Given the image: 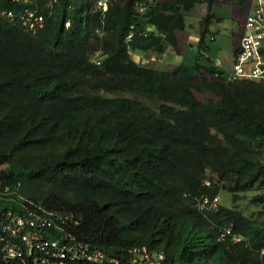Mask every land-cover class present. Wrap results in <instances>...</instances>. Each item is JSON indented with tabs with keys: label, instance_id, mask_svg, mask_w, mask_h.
Masks as SVG:
<instances>
[{
	"label": "trees",
	"instance_id": "1",
	"mask_svg": "<svg viewBox=\"0 0 264 264\" xmlns=\"http://www.w3.org/2000/svg\"><path fill=\"white\" fill-rule=\"evenodd\" d=\"M97 1H41L35 33L0 15V181L68 216L104 264H130L144 247L162 264H264V83L199 63L214 3L251 0H106L105 12ZM197 4L207 11L195 65L131 58L178 52ZM221 190L234 208L212 206ZM245 193L260 208L249 217L236 206Z\"/></svg>",
	"mask_w": 264,
	"mask_h": 264
},
{
	"label": "built area",
	"instance_id": "2",
	"mask_svg": "<svg viewBox=\"0 0 264 264\" xmlns=\"http://www.w3.org/2000/svg\"><path fill=\"white\" fill-rule=\"evenodd\" d=\"M8 1L20 5V8L15 12L0 9V15L12 22H20L27 32L35 33L44 22L40 2L43 1V6L50 10L57 0ZM97 7L105 11V0H98ZM215 66H220L218 60ZM226 78L227 81L264 83V0H251L235 60ZM20 189V182L13 185L0 181V208L6 203H17L21 207L19 210L0 209V259L3 264H62L65 261L104 264L108 261L101 250L77 239L68 230V216L43 210L27 200L21 203ZM129 254L134 256L130 264L164 262L163 255H152L145 247L129 250Z\"/></svg>",
	"mask_w": 264,
	"mask_h": 264
},
{
	"label": "crops",
	"instance_id": "3",
	"mask_svg": "<svg viewBox=\"0 0 264 264\" xmlns=\"http://www.w3.org/2000/svg\"><path fill=\"white\" fill-rule=\"evenodd\" d=\"M250 3L245 8L238 7L236 4H229L223 1H218L213 5V13L215 14V19L209 27V35H214L216 29V23H219L222 27V32L228 34L230 38L234 41V53L238 49L240 40L243 34L244 20L247 14L250 12ZM196 6L192 9L188 16H186V29L182 32H177L176 39L178 45V52L172 50H167L163 55H155L153 53L143 55H135V62H138V59H143V65L147 64L150 67L157 69L158 67H166L167 64H170L169 61L174 54L178 53L180 56L185 55L189 46L191 51L193 50V45H197L196 37L200 31L198 22L206 15V5H200L198 9V14L194 15ZM194 36L193 39H191ZM217 57L212 61L214 62ZM173 62V61H172ZM222 66L217 69L221 73H228L231 69L230 67H225L224 63ZM213 64V63H212ZM170 65H174L173 63ZM160 70V69H158Z\"/></svg>",
	"mask_w": 264,
	"mask_h": 264
},
{
	"label": "rangeland",
	"instance_id": "4",
	"mask_svg": "<svg viewBox=\"0 0 264 264\" xmlns=\"http://www.w3.org/2000/svg\"><path fill=\"white\" fill-rule=\"evenodd\" d=\"M200 5L201 4L196 5L195 11H193L194 15L198 14V9ZM215 25H216V29L214 31V35L208 34L206 35L204 39L208 50L205 54V57L201 58L199 63L205 65L207 59L213 60L214 58L217 57L221 62L224 63L225 67L226 66L230 67L233 65L234 60H235V53H234L235 47H234V42H233L234 40L230 38L228 34H225L224 32H222V27L219 23H216ZM193 38L194 36L191 39ZM200 38H201V35L198 33V36L196 37L197 42L199 41ZM192 45H193V50L191 51L192 48H190L191 46H189L185 55L180 56L178 53L174 54V56L170 59L173 62L169 61L170 64L173 63L174 65L167 64L166 67H163V68L158 67L157 69H160L162 71H171L174 68H177L178 66L182 64L187 65V66L195 65L198 51H197V45L196 44H192ZM138 54L143 55L144 57L145 53L133 52L131 53V58L135 60V57H136L135 55H138ZM137 63L139 65H143V59H138ZM197 97L200 100L202 99V96L199 94H197ZM1 169L2 168H0V170ZM207 175H209L215 180L216 176L215 177L212 176L210 172H208ZM255 195L256 193L241 194L239 196V200L236 203L238 210L242 211L243 214L247 217H249L250 214L252 216L253 213L256 212V210L257 211L258 209L260 210V208L250 203V201ZM215 203L219 206H223V207L230 208V209L235 207V204L233 201V195L225 190L220 191V193L216 197Z\"/></svg>",
	"mask_w": 264,
	"mask_h": 264
},
{
	"label": "clouds",
	"instance_id": "5",
	"mask_svg": "<svg viewBox=\"0 0 264 264\" xmlns=\"http://www.w3.org/2000/svg\"><path fill=\"white\" fill-rule=\"evenodd\" d=\"M97 2H98V1H97ZM97 2H96V6H97ZM105 2H106V0H105ZM100 9H101V8H100ZM101 10H102V9H101ZM106 10H107V2H106ZM106 10H105V11H106ZM102 11H103V10H102ZM105 11H103V12H105ZM67 26H68V24H67ZM198 42H199V41H198ZM236 51H237V50H236ZM236 51H235V52H236ZM142 53H143V52H142ZM144 53H145V52H144ZM145 54H150V53H145ZM210 60H211V59H210ZM217 60L220 62V66H219V67H216V66H215V62H216ZM211 61H212V60H211ZM136 63H137V62H136ZM212 63H213V64H212L213 67H214L216 70L222 66V63H221V61H220L219 59H216L214 62L212 61ZM97 64H99V63H97ZM137 64H138V63H137ZM141 66L147 67L148 65L145 64V65H141ZM218 72H219V71H218ZM220 73H221V72H220ZM228 73H229V72H228ZM228 73H225V74L222 73L225 79H227L226 76L228 75Z\"/></svg>",
	"mask_w": 264,
	"mask_h": 264
},
{
	"label": "bare ground",
	"instance_id": "6",
	"mask_svg": "<svg viewBox=\"0 0 264 264\" xmlns=\"http://www.w3.org/2000/svg\"><path fill=\"white\" fill-rule=\"evenodd\" d=\"M248 14H249V13H248ZM248 14H247V15H248ZM215 205H216V203H215ZM213 207H215V206H213ZM51 212H52V211H51ZM52 213H54V212H52ZM68 230H69V228H68ZM235 240H238V239L235 238ZM152 255H153V254H152ZM160 255H163V254H160ZM163 256H164V255H163ZM106 257H107V256H106ZM133 257H134V256H132V258H131V262H132V260H133ZM107 258H108V257H107ZM138 258H139V257L137 256L136 259L138 260ZM108 261H110V260H108ZM108 261H106V262H108ZM164 261H165V257H164ZM106 262H105V263H106ZM115 264H118V263L115 262Z\"/></svg>",
	"mask_w": 264,
	"mask_h": 264
}]
</instances>
